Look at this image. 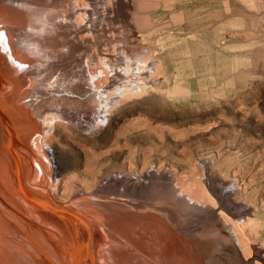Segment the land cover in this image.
Returning a JSON list of instances; mask_svg holds the SVG:
<instances>
[{
  "label": "rangeland",
  "instance_id": "374dc122",
  "mask_svg": "<svg viewBox=\"0 0 264 264\" xmlns=\"http://www.w3.org/2000/svg\"><path fill=\"white\" fill-rule=\"evenodd\" d=\"M114 1L112 7H115ZM135 2L138 20L145 17L148 22L147 29L143 32L137 30L134 36L135 50L139 53L141 49L151 47L155 56L165 54L170 67L169 79L151 93L121 101L116 112L107 116L109 122L106 125L81 127L79 122L85 113L82 114L81 110L91 107L76 88L77 78L67 76L72 79L70 83L62 80V74L71 73L68 53L54 60L47 58L35 63L30 61L33 54L23 45L21 57L12 61L8 68L20 76V88L11 85L7 92H1L0 98L21 107L0 118V145L10 143L18 132L36 130L38 159L29 148L25 150L39 165L41 198L37 212L41 224L34 228L32 226L36 223L26 219L29 229L24 228L26 234L21 236L20 242L8 236L2 237L1 244L6 249L0 250V264H8L9 260L3 259V254L12 250V245L30 256H22V264H74L78 260L82 264H101L98 259L93 261L96 257L92 248L104 245L102 237L95 243L86 236L85 243L71 241L67 246L62 244L66 237L64 234H69L65 224L73 228L77 222L81 227L85 223L111 232L120 242L116 248L121 250L119 258L122 257V264H127L124 258L128 257L136 263L154 264L155 248L160 247L161 250V246L171 259L183 253L190 256L189 259H197L195 250L193 256L188 250L190 243L197 245L201 241L204 247H209L210 242V246L217 243L215 236L207 232L209 228L205 229L210 213L214 212L239 246L236 237L240 241L242 239L238 233L241 228L236 226L237 217L222 208L221 196L225 191L215 199L209 196V179L228 186L235 183L230 206H247L254 217L252 224L246 227L249 252L244 251V259L255 264L258 260L253 253L261 251L264 254V0ZM5 6L6 1L0 5V16ZM141 6L144 7L143 12L140 11ZM1 21L4 22L2 26L8 25L5 29L18 27L14 22L10 25L6 17L2 16ZM119 29L124 32L122 24ZM54 32L55 29L42 31L41 37L43 41L60 38L58 46L55 45L58 48L65 35L59 36ZM34 35L23 33L26 38ZM121 38L124 43V36ZM60 51L64 50H59L57 56ZM5 55L11 59L9 54ZM219 59L221 62L217 63ZM163 71L165 73L164 67ZM49 82L52 84L50 87ZM173 83L183 88L187 86L191 97L176 101L174 92L165 94L166 90L174 88ZM64 92L70 95L68 102L61 99ZM51 104L63 112V119H54L48 128L45 117ZM35 108L40 110L35 112ZM23 109H28V115L25 110L22 112ZM32 163L30 161L31 166ZM115 177L119 179L118 185L106 189L109 184H114L108 182ZM156 181L172 186L174 191L182 188L199 201L197 206L203 210L184 206L182 210L187 214L177 213L171 201L161 199L167 190L156 187ZM178 192L175 195L181 198ZM113 203L131 210L119 211L115 207L117 204ZM5 207L0 203L1 210H6ZM64 212H69V215ZM255 215L261 218L260 227ZM55 218H66L67 222ZM161 223L170 228L174 241L165 240L160 246L152 237L156 230L160 231ZM115 227L141 228L143 237L138 243L144 247L131 248ZM221 232L227 231L221 229ZM204 233L208 236L202 237ZM104 236L106 239L105 232ZM27 237L32 244L26 243ZM45 243L58 244L59 248L54 251L63 255V259L49 258ZM106 251L99 253L103 264L110 263ZM215 258L210 262L225 264ZM201 259L209 262L204 257ZM222 261L226 264L241 263L237 258Z\"/></svg>",
  "mask_w": 264,
  "mask_h": 264
},
{
  "label": "bare ground",
  "instance_id": "6f19581e",
  "mask_svg": "<svg viewBox=\"0 0 264 264\" xmlns=\"http://www.w3.org/2000/svg\"><path fill=\"white\" fill-rule=\"evenodd\" d=\"M4 1L7 2V6L2 8L3 10H1V12L3 15L0 16V94L3 91L7 92L10 89L9 86L11 85L16 87V89L20 88V76H18L17 73L11 72L8 68H10L12 61L21 57L20 50L23 45L29 48L33 54L30 61H34L35 63L41 62L47 58L54 60L55 57H60L66 53L69 54V66L71 67L69 69L71 73L62 74V80L65 82L69 81L70 83L72 79H68L67 76H69V78L70 76L77 78V81H75L76 88L82 93V98L86 97L85 101H88L89 107H91V109H88V105L86 104L87 110L82 108V114L84 111L85 113L82 115L83 119L79 122L81 123V127L89 128L90 126L99 127L106 125V123L109 122L107 116L116 112L121 101L123 103L127 97L137 96L143 93H151L154 89H158L159 86L161 87L164 81H168L169 79L170 67L167 56H164L165 54L157 57L154 55V51L151 47L143 48L139 53L135 50L137 46L135 47L136 41H134V36L137 30L139 32H143V30L145 31L148 27V22L144 19L145 17L140 20L137 18L139 11L137 13L135 0H116L114 1L115 7H112L111 5L113 0H0V5H2ZM143 8L144 7L141 6V12H143ZM2 16L3 18H8L9 24L14 22V24L18 27L5 29L4 27H8V25L2 26L4 24V22L1 21ZM119 24L123 25L124 32L119 29ZM51 29H55L53 34L59 36L65 35L64 39L59 43L58 48H55V45L58 46L57 41H59L60 38L56 37L46 41L42 40V31L45 32V30L49 31ZM23 33H33L35 35L33 38H26L23 36ZM122 35L124 36V43L122 42ZM142 37L141 40H144ZM146 38L147 36L145 39ZM159 40H162V38H159ZM7 42L12 45H7ZM59 50L64 51H60V55L57 56ZM122 51L123 54L121 53ZM155 51L158 50L155 48ZM5 54H9L11 59L9 60ZM214 58L217 57L215 56ZM221 59L216 62H221ZM224 59H226V57ZM222 62L225 61L222 59ZM210 65L211 64H209V66ZM163 67L165 69V73L163 71ZM174 82H176V80ZM51 85V82H49L48 86L50 87ZM173 85L175 84L173 83ZM63 86L66 87L67 85L63 84ZM173 87V89L170 88L166 90L165 94L174 92V100L177 101L179 98H183V100H185L191 97V91L189 88H186L187 86L185 88L180 87L179 85H175ZM76 88L74 89L77 90ZM67 93L64 92L62 96L63 98H61L63 101H67L68 96H70L67 95ZM49 102L51 103L52 101ZM52 104L50 105L51 109L45 117L48 128H50L52 125L51 121L54 119H63V112L58 109H54ZM20 107L21 106L16 103L8 102L6 98H0V118L9 114L11 111L19 109ZM36 109L40 110V108H35V112H37ZM24 110L25 109H23L22 112ZM27 111L28 109L25 110V113L28 115ZM71 116H69V118H72ZM36 134L37 132L34 128L32 130H27L26 133L18 132L15 139L11 140L10 143L3 142L0 145V203L6 206V210L0 209V250L6 249L3 244H1L2 237L4 236H8L17 242H20L21 236L26 234V230L24 228L28 227L29 229L26 219L36 223L32 226L34 228L41 224L38 220L37 212L38 204L41 198L39 197L38 190V185L40 184L39 165L37 162L34 163L31 155L29 156V153L31 152L32 155L38 159V143L36 142ZM26 148H29V153L25 150ZM30 161L33 162L32 166ZM117 180L119 179L116 177L109 180L108 183L112 181L114 184H109L106 189L115 188L118 185ZM208 183V194L209 196L214 197L213 199L217 198L221 191H225V193L221 196V199L223 200H221L222 208L225 212L234 216V218L237 217L236 226L241 228L238 233L242 239V241H240V239L236 237L239 246L235 244L231 233H228L227 227L222 225L220 220L216 218L214 212L210 213V219H208L205 229L209 228L207 232L210 233V235L215 236L217 243L213 241L215 244L210 246V242L209 247H204L201 241H198L196 243L197 245H192V243H190L191 248L188 250L192 256L193 250H195L197 255V259H194L195 261L193 259H189L190 256L184 255V253L182 256H177V258L173 257L174 259H171V256L169 257V254L162 249L161 243L165 240L172 239V231L170 228H165L161 223L162 225L160 226V231L156 230V232L153 233L154 236L152 237V239L154 238V241L158 242L161 246V250H159L160 247L155 248L156 260L154 264H188L190 261H192L190 264H214L210 262V260H215V257H218L217 259L225 264L226 261L222 260H228L229 258H233V260L237 258L241 261V263L249 264L248 259L246 261L242 255H244V251L249 252V238L246 233V227L252 224V220L254 218L252 213L249 212L247 206H243L241 204V206H230L231 201L229 200L231 195L235 193V183L229 185L233 186L232 188L215 179H209ZM155 186L162 187L164 190H167L166 194L162 195L164 197L160 198L171 201V204L174 207L173 210L177 213H180L183 216L186 215L187 211L182 210L184 206L186 208L192 207L196 208V210H203V208H199L197 206L199 201L188 195V193L182 188L179 187L174 191L172 186L166 184L163 185L160 181H156ZM157 191L159 190L157 189ZM175 192H178L181 195V198H178V196L175 195ZM151 197L153 196L151 195ZM185 197H188L189 200ZM226 202H229V206L228 204L226 205ZM115 207L118 208L119 211L131 210L130 207L124 205L120 206L119 203ZM64 213L69 215V212ZM118 215L123 216L121 214ZM55 219L57 221H64L65 223L67 222L66 218ZM255 219L258 224L257 226L260 227V216L255 215ZM224 220H226V218ZM96 222L98 223V218L96 219ZM77 224L79 223L77 222ZM77 224L74 223L75 227L73 228L69 224H65L66 230L69 234H64L66 236L64 238V243L62 242L64 246L71 244V241L85 243L87 241L86 236L91 238L92 243H95L96 240H100L102 237V243L104 245H97L92 248V252L96 257L93 261L98 259V261L103 264L99 257V253L106 249L107 257L110 260L109 264H122V257L119 258L121 256V253H119L121 250H117L118 247L116 248L120 242L118 239H115V236H113L111 232L107 231L104 227H101L100 224L98 225L100 226L99 228H96V226L93 227V225L90 227L83 223L84 228L81 227L80 224ZM229 224L231 227V223ZM221 229L226 230L227 232L222 233ZM115 230L117 233L123 234L125 237L124 239L129 242L131 248L138 245L142 248L144 247L142 244L138 243L139 239L143 237L141 228L132 230L130 227L122 229L115 227ZM104 232L106 234V239ZM204 236L208 235L204 233L202 237ZM33 239H35V237H33ZM26 243L29 245L32 244L30 237H27ZM176 243L179 245V241H177V239ZM12 246V250L3 254V259L9 260L8 264H22V256L25 258L30 257L24 252V250H21V248L16 245ZM44 246L49 249V251L47 250L49 258L54 260L55 257L63 259V255L54 251L55 248H59L58 244L50 245L45 243ZM239 247L242 252H240ZM144 249L146 254H149L148 250L146 248ZM253 254L255 256L254 258L258 260V263L255 264H264L263 252L255 251ZM202 257H204L205 260H209V262H204L201 259ZM251 259L253 260V258ZM124 261H127V264L136 263V260H132L131 257H128L127 259L124 258ZM70 264L72 263L70 262ZM74 264H82V261L78 260V262ZM136 264H146V262Z\"/></svg>",
  "mask_w": 264,
  "mask_h": 264
}]
</instances>
